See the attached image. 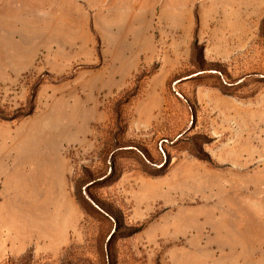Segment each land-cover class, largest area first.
Here are the masks:
<instances>
[{"label":"rangeland","instance_id":"obj_1","mask_svg":"<svg viewBox=\"0 0 264 264\" xmlns=\"http://www.w3.org/2000/svg\"><path fill=\"white\" fill-rule=\"evenodd\" d=\"M242 1L6 5L0 264H264V2Z\"/></svg>","mask_w":264,"mask_h":264},{"label":"crops","instance_id":"obj_2","mask_svg":"<svg viewBox=\"0 0 264 264\" xmlns=\"http://www.w3.org/2000/svg\"><path fill=\"white\" fill-rule=\"evenodd\" d=\"M254 2H259L262 3L264 0H253ZM262 1V2H261ZM11 4V0H0V53L7 51L6 46L7 43L9 42L10 36H7L6 32V5ZM228 5L230 3H227ZM240 5L243 6H250L252 5V0H243L242 2L239 3ZM235 5V4H232ZM233 14L226 12V13H219L218 14V19L228 21L232 19Z\"/></svg>","mask_w":264,"mask_h":264}]
</instances>
